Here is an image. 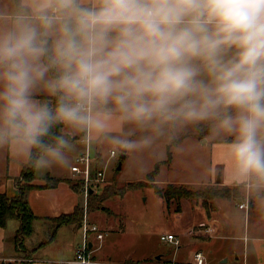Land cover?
<instances>
[{
	"label": "clouds",
	"instance_id": "obj_1",
	"mask_svg": "<svg viewBox=\"0 0 264 264\" xmlns=\"http://www.w3.org/2000/svg\"><path fill=\"white\" fill-rule=\"evenodd\" d=\"M188 126L264 188V0H0V150L45 170L74 134L132 151Z\"/></svg>",
	"mask_w": 264,
	"mask_h": 264
},
{
	"label": "crops",
	"instance_id": "obj_2",
	"mask_svg": "<svg viewBox=\"0 0 264 264\" xmlns=\"http://www.w3.org/2000/svg\"><path fill=\"white\" fill-rule=\"evenodd\" d=\"M80 136L81 134L74 135V137L78 138L72 141L73 147L70 152L74 159L71 165L84 152L86 147L85 141L82 138L79 139ZM230 140L231 137L212 142L210 171H208L203 181L196 182V184L218 183L217 173L220 171L218 178H220L221 186L238 185L230 179L231 162L227 154V142ZM101 142L100 140L89 142L90 150L98 165H101L102 161L103 147ZM24 164L23 159L17 158L9 150H0V193H6L9 197L18 195L15 179L19 177ZM68 165L69 163L65 167L45 169L40 174L38 173L39 175L36 174L37 180L34 182L36 185L44 184L46 175L62 181L54 188H34L29 190L27 194L28 204L38 217L35 224H43L45 227L44 233L47 234L53 232V224L49 220L50 218L71 213L77 206L85 208L87 205L88 197L85 196L84 191H76L70 183L73 182V174L70 171L71 165L70 167ZM180 184L194 185L192 183ZM244 190L245 197L238 203L234 200L216 201L212 214L206 216L207 223L212 225L211 227L213 228V232L208 233L210 235L198 238L186 235L187 231L195 224L203 223L206 225L204 221L206 219H201V216L199 218L188 216L186 219L187 228L182 230L181 234H179L180 232L168 233L181 238H178L180 241L179 245L174 246L175 259H170L169 261L174 264H188L193 261L194 253L200 251L205 256L206 264H264V188L253 190L244 185ZM241 205H246L247 207L241 208ZM204 211H206L205 208ZM185 213L181 204V211L176 212L177 218H181V215L184 217ZM89 214H93V212ZM86 215L88 216V214ZM98 224L103 231H105L106 225H108L107 229L112 228L110 221L103 222L102 220ZM18 227L19 222L17 220L15 223L9 220L5 227H0V264H10L15 257H23L22 255L26 256L27 260L17 264H74L71 261L75 259L76 252L83 243L82 226L79 229H75L70 225L59 228L52 240L45 245H41L42 242L38 246L29 244L28 239L31 236L24 244V252L18 251L14 241ZM63 232H69V234L64 233L67 234L68 238L66 244L58 243ZM92 243L95 246L92 255L103 264L132 260L130 257L116 261L109 257L106 258L103 252V244H97L94 238ZM148 258L150 257L140 260H148Z\"/></svg>",
	"mask_w": 264,
	"mask_h": 264
},
{
	"label": "rangeland",
	"instance_id": "obj_3",
	"mask_svg": "<svg viewBox=\"0 0 264 264\" xmlns=\"http://www.w3.org/2000/svg\"><path fill=\"white\" fill-rule=\"evenodd\" d=\"M195 128L188 126L170 129L164 135L155 138L150 147L126 151V158L123 160L120 170H118V166L122 149L114 148L107 142L100 140L102 141L103 153L101 165L97 163V168L104 169L105 179L100 183L98 189L93 190V193H102L106 188L112 194L109 199L99 206L98 210L94 211L93 214H88L87 219L88 222L97 225L99 228L98 222H102V220L103 222L110 221L112 223L111 229H107L108 225H106L105 231L100 228V232L103 233L104 238L101 242L97 241V244H103V252L106 258L109 257L115 261L128 257L132 259L112 264H174L168 261L176 257L174 253L175 245L163 242L161 236L170 232H180L179 234H181V231L187 228L186 219L188 216L194 218L201 216V219H206V216L212 214L213 208L210 211H204L202 200H183L181 204L184 213H186L184 217L181 215V218H177L176 208L178 204L171 202L168 205L167 201L155 192V186L163 187L169 183L175 185L192 183L194 185H185L189 187L188 191L192 192L222 187L220 183L196 184V182L203 181L208 171H210L212 142L225 140L229 137L213 136L205 128V131H202L204 138L200 139L198 135L194 134ZM144 134L138 131L131 139H138ZM185 135L190 136L184 138L181 143L172 148V164H162L167 159V147L170 141L173 138L179 139ZM205 140L208 141L205 142ZM112 149L116 150V157L113 158L110 156ZM73 159V155L70 152L68 167L72 164ZM157 163H161L159 174L157 177L148 180L147 175L154 170ZM43 171L37 169L36 174L39 175ZM219 173L220 171L217 173V179ZM72 180L75 183L79 182L75 177H72ZM137 181H142L139 190L127 191L125 194L122 193L128 187V183ZM15 183L23 185L24 180L18 177ZM234 187L236 186H230V188ZM81 190H83V186H81ZM241 192L245 196V191L241 190ZM218 200H234L237 203L241 201V199L221 198L213 200L209 204L215 207ZM204 221L206 225L197 223L187 231L186 235L192 238L210 235L207 233V228L212 225L207 223V219ZM15 222L16 220H12V223ZM44 229L43 224L36 223L35 233L28 239V243L38 246L41 242L47 240L51 233H44ZM64 233L69 234V232H63L58 243H67V234ZM178 238L181 239L180 237ZM24 248L25 245L22 248L18 247V251L24 252ZM22 256L15 257L14 261H11L10 264L26 261L27 257ZM146 257L150 258L148 260H140Z\"/></svg>",
	"mask_w": 264,
	"mask_h": 264
},
{
	"label": "trees",
	"instance_id": "obj_4",
	"mask_svg": "<svg viewBox=\"0 0 264 264\" xmlns=\"http://www.w3.org/2000/svg\"><path fill=\"white\" fill-rule=\"evenodd\" d=\"M59 132V129H57ZM205 130H203L204 132ZM203 132L199 131L195 128V133L201 139L203 138ZM83 134H81L82 136ZM190 135L181 136L179 139L173 138L168 147H167V159L163 161L162 164H171L173 158L172 148L177 146L184 138L189 137ZM78 137H74L72 141L77 139ZM157 163L155 165L154 170L147 175V179L150 180L152 178L157 177L159 174L160 164ZM24 180L23 185L16 184L18 188V195L14 197H9L6 193H0V227H5L9 220H17L19 222V227L16 230L14 241L16 247H24V244L28 238L32 236L34 233L35 222L38 217L33 213L30 208L27 200L28 191L34 188H54L61 182V179L53 178L50 175H46L44 178V184L36 185L34 182L37 180L36 169L27 165L26 163L23 165L20 176ZM18 178V177H17ZM16 180V179H15ZM72 187L76 189V191L80 192L81 186H83V182L79 181L77 183L70 182ZM142 181L130 182L128 183V187L122 192L125 194L127 191L131 190H139L141 188ZM236 187L230 188L227 186L216 187L211 189H205L203 191L192 192L188 191L189 187L185 185H175V184H166L163 187L155 186V192L157 195L165 199L168 205L171 202H175L178 204L176 208V212L181 211V202L183 200H202L203 206L206 211H210L211 208H214L213 205H210L209 202L227 198V199H243L245 196L241 192L244 190V185H235ZM245 191V190H244ZM112 192H109L106 188L102 193H92L89 194L87 199L86 207L77 206L73 212L68 214H62L55 218H50L49 220L53 224V232L51 233L49 239L42 242L41 245H45L52 240L55 236L56 231L64 226H73L75 229H79L82 226L85 214L92 213L99 209V206L102 203L111 197ZM122 195V194H120ZM123 228V226H121ZM171 263V261H168ZM178 264V263H176Z\"/></svg>",
	"mask_w": 264,
	"mask_h": 264
},
{
	"label": "built area",
	"instance_id": "obj_5",
	"mask_svg": "<svg viewBox=\"0 0 264 264\" xmlns=\"http://www.w3.org/2000/svg\"><path fill=\"white\" fill-rule=\"evenodd\" d=\"M86 147L82 154H80L73 165L71 166V172L73 177L77 178L79 181L83 182V191L85 196H89L90 190L98 189L101 182L104 181V169L97 168V160L90 150V143L85 141ZM110 156L116 157V151L111 150ZM241 208L247 207L246 205H241ZM83 243L80 245L76 252L75 259L71 261L74 264H103L102 262L96 260L92 255L93 248V238L94 241H101L104 237L103 233L97 225L88 222L87 215L85 214L83 224ZM213 228L208 227L207 233H212ZM161 240L165 243H170L178 246L180 241L173 234H166L161 236ZM92 244L90 247L89 245ZM188 264H206L205 256L202 252L198 251L193 255V261Z\"/></svg>",
	"mask_w": 264,
	"mask_h": 264
},
{
	"label": "water",
	"instance_id": "obj_6",
	"mask_svg": "<svg viewBox=\"0 0 264 264\" xmlns=\"http://www.w3.org/2000/svg\"><path fill=\"white\" fill-rule=\"evenodd\" d=\"M125 158H126V150H122L121 155H120V163L118 166V170L122 168V162ZM218 183H220V178H218ZM93 192H94L93 190H90L89 194H92ZM89 246L91 247L92 244H90Z\"/></svg>",
	"mask_w": 264,
	"mask_h": 264
}]
</instances>
